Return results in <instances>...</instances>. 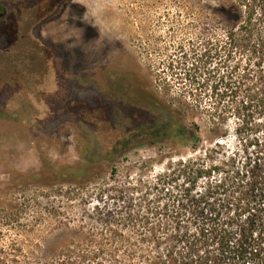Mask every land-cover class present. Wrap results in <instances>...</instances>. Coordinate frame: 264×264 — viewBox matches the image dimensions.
<instances>
[{"label":"rangeland","instance_id":"1","mask_svg":"<svg viewBox=\"0 0 264 264\" xmlns=\"http://www.w3.org/2000/svg\"><path fill=\"white\" fill-rule=\"evenodd\" d=\"M13 1L0 0V213L42 217L11 232L37 257L108 211L166 223L185 179L231 192L263 165L264 118L212 124L209 96L196 108L186 92L191 57L224 45L235 0H27L45 4L35 20ZM222 54L196 66L224 76ZM175 109L193 137L176 136Z\"/></svg>","mask_w":264,"mask_h":264},{"label":"trees","instance_id":"2","mask_svg":"<svg viewBox=\"0 0 264 264\" xmlns=\"http://www.w3.org/2000/svg\"><path fill=\"white\" fill-rule=\"evenodd\" d=\"M225 15L229 29L224 45L191 57L184 76L196 86L186 92L196 108L202 95L209 96L207 118L212 124L264 118V0H235ZM219 53L224 76H217V62L204 73L196 66L213 65ZM208 80L216 84H200ZM175 117L176 136L193 137L183 111L175 109ZM262 161L261 167L232 179V195L230 190L219 192L216 185L202 192L195 181L185 179L175 194V214L167 215L166 223L151 221L150 209L99 214V229L84 232L80 226L50 258L37 257L33 247H24L11 233L41 223L42 217H26V208L1 212L0 264H264V157Z\"/></svg>","mask_w":264,"mask_h":264},{"label":"flooded vegetation","instance_id":"3","mask_svg":"<svg viewBox=\"0 0 264 264\" xmlns=\"http://www.w3.org/2000/svg\"><path fill=\"white\" fill-rule=\"evenodd\" d=\"M13 3H15L14 8L18 10L17 12L18 16L20 13H26L29 14L33 18V20H35L39 15L40 8H42L45 5L40 1L31 2L27 0H14ZM5 15H6V7L4 6L3 2H0V19H3ZM32 18L30 20H32Z\"/></svg>","mask_w":264,"mask_h":264}]
</instances>
